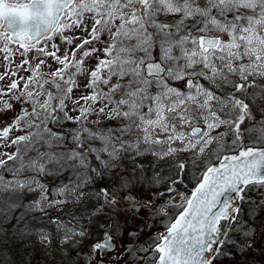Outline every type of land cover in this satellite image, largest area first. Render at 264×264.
<instances>
[{
    "label": "snow or ice",
    "instance_id": "snow-or-ice-1",
    "mask_svg": "<svg viewBox=\"0 0 264 264\" xmlns=\"http://www.w3.org/2000/svg\"><path fill=\"white\" fill-rule=\"evenodd\" d=\"M5 113L0 231L39 214L55 236L25 223L18 238L72 248L87 225L52 209L135 213L151 172L175 216L123 246L132 264H230L264 236V0H0ZM101 170L114 181L97 188ZM112 247L106 229L92 251Z\"/></svg>",
    "mask_w": 264,
    "mask_h": 264
},
{
    "label": "rangeland",
    "instance_id": "rangeland-1",
    "mask_svg": "<svg viewBox=\"0 0 264 264\" xmlns=\"http://www.w3.org/2000/svg\"><path fill=\"white\" fill-rule=\"evenodd\" d=\"M56 42L60 43L58 38L56 39ZM11 118L12 113L0 114V119H3L5 121L10 120ZM129 171H131V166L129 167ZM165 172H169V169H161L162 174ZM151 177L152 173L149 172L147 174V178L142 177L141 182L135 188V194L144 202H146L152 194L151 190H159L160 188L161 190H163V184L152 183ZM165 179H167V177H165ZM113 181L114 176L112 175V178L107 183H96V187H103L107 184L113 183ZM142 207L143 203L141 204L140 210L135 213L126 214L125 212H121L119 215L111 218L108 214H96L94 216H89V212L92 211L91 205H88L86 207H73V205L68 204L62 208L52 209L51 215L53 217L66 218L71 213H75L77 218L80 219V223L82 225H87L89 235L87 237L77 236L75 238L76 243L72 248H69L68 244L64 243L63 241L54 239V244L51 245L52 248H47L45 254L38 252V250L36 252L23 249L25 252H22V249L19 248L21 249L20 255L18 254V250H15L17 255H19V258L17 257L15 259L14 264H26L27 261H31V264H96L94 263L95 258L93 257L95 256L96 252L92 251V245L95 244L98 240L101 241V239L103 238V232L106 230V227L110 225V234L116 238L118 245V250H116L119 252L120 246H122V244H126L129 238H131L128 235L129 230L140 227L139 223H141V220L146 221L138 215V213L141 212ZM40 218L44 219L40 221L41 223L39 225H41V227L46 224L50 226V228L48 227L45 229H47L48 231L53 229L51 228L52 226L50 224L46 223V218H42L41 216ZM25 223L28 222L25 221L24 224ZM34 225L36 227L39 226L38 224ZM102 225L104 227H102ZM52 234L54 235L55 233ZM255 239L257 246H262V249H264V236H258ZM68 243L73 242L69 241ZM260 252L261 255L259 257L261 258V256L264 255V252Z\"/></svg>",
    "mask_w": 264,
    "mask_h": 264
},
{
    "label": "flooded vegetation",
    "instance_id": "flooded-vegetation-1",
    "mask_svg": "<svg viewBox=\"0 0 264 264\" xmlns=\"http://www.w3.org/2000/svg\"><path fill=\"white\" fill-rule=\"evenodd\" d=\"M195 185H196V179L192 175H189L185 178V183L183 185H180V190L182 193L190 195V192L195 187ZM151 191H152V194L150 195V197L152 198L151 205L147 207L143 206L141 209V212L138 213V215L146 221L141 220V223H139L140 227L133 229V231L137 233V237L135 239L133 237L129 238L126 244H122V246H120L119 252L117 251L118 250L117 240L114 237L116 241V245L114 249L111 252H109L106 256H101L100 252H96L95 256H93L95 258L94 263L96 264H132L134 257L124 252L123 246H127L130 249L140 248L145 242H150L151 239L156 234L164 231V226L167 223H169V220L174 218L175 210L168 205L166 196L160 195L159 197H155L153 195L156 192H162L163 190H161V188L159 190H151ZM250 195L255 197L258 194L253 192V193H250ZM166 207L168 208L169 215L161 216L160 210ZM256 247H257V244H256V239H255V243L252 249ZM251 252L252 250L247 253L246 257L244 255H236L234 257H230L229 261L236 263V264H239V263L242 264L244 260L247 259V262H249L248 256L250 255ZM118 256H119V260L117 259Z\"/></svg>",
    "mask_w": 264,
    "mask_h": 264
},
{
    "label": "trees",
    "instance_id": "trees-1",
    "mask_svg": "<svg viewBox=\"0 0 264 264\" xmlns=\"http://www.w3.org/2000/svg\"><path fill=\"white\" fill-rule=\"evenodd\" d=\"M126 166L129 170L130 165H126ZM101 171L103 172V170ZM111 178H112L111 172H103V174L96 175L94 177L95 182L97 184L107 183ZM59 182H60L59 180H56L54 178L48 179V183L50 185H55V184H58ZM19 215L20 213L17 212L16 216H19ZM42 220L44 219H41L39 214L35 215V217H28L26 220L22 221L19 224H16L11 214L8 215L7 219L3 220L2 231H0V264H14L15 259L20 255L21 249H22V252H25L23 249L32 250L36 252L38 250V252L45 254V251L47 250V248H42L41 244L37 243L35 237H32L31 239H28V240H24V239L18 238L17 236V228L23 229L25 226L24 224L25 221L31 224L34 223V224L39 225L41 223L40 221ZM51 226H52L51 228L53 229L49 230V232L55 233L54 226L53 225ZM48 227L50 228V226L45 224L42 228H48ZM37 228H41V225L37 226ZM52 244L54 243L52 242ZM15 250H18L19 255H17ZM260 251L264 252V249H262V246H259V247L257 246L256 248L252 249V252L248 256L249 262H247V259H246L244 260L242 264H264V255L261 256V258L259 257L261 255ZM230 264H234V263L231 262Z\"/></svg>",
    "mask_w": 264,
    "mask_h": 264
},
{
    "label": "water",
    "instance_id": "water-1",
    "mask_svg": "<svg viewBox=\"0 0 264 264\" xmlns=\"http://www.w3.org/2000/svg\"><path fill=\"white\" fill-rule=\"evenodd\" d=\"M106 229L109 230V229H110V225H108V226L106 227ZM104 235H105V233H104ZM113 241H114V239H113ZM99 242H100V241H99ZM101 242H103V240H102ZM97 243H98V242H97ZM112 249H113V247H112V248H109V249L106 250V251L101 250V251H100L101 256H105V255L108 254Z\"/></svg>",
    "mask_w": 264,
    "mask_h": 264
}]
</instances>
